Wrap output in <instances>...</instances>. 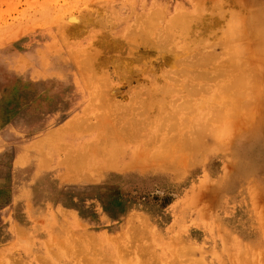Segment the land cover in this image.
<instances>
[{
    "label": "rangeland",
    "instance_id": "374dc122",
    "mask_svg": "<svg viewBox=\"0 0 264 264\" xmlns=\"http://www.w3.org/2000/svg\"><path fill=\"white\" fill-rule=\"evenodd\" d=\"M148 14L183 19L187 31L173 30L178 42L170 49L132 39ZM159 29L152 39L163 37ZM178 44L192 49L193 60L211 56L187 70L191 77L175 83L177 90L149 95L167 71L182 74L172 68ZM71 51L93 54L97 82L84 81ZM101 76L115 87L108 85L110 105L124 109L142 92L144 102L133 99L139 105L130 113L159 118L166 111L167 124L177 123L162 145L154 128H139L120 141L114 166L96 144L98 151L84 147L101 142L87 124L101 121L111 131L130 119L117 107L102 121L98 111L107 104L98 107L91 95ZM71 117L77 125L66 124ZM47 135L48 144L36 141ZM141 141L143 163L130 164ZM68 154L73 163L82 155L93 164L87 176L99 173L87 178L72 169L67 180ZM62 227L98 257L128 241L150 264H264V0H0V246L10 247L11 259H25L23 245L43 244ZM123 227L126 236H99Z\"/></svg>",
    "mask_w": 264,
    "mask_h": 264
},
{
    "label": "bare ground",
    "instance_id": "6f19581e",
    "mask_svg": "<svg viewBox=\"0 0 264 264\" xmlns=\"http://www.w3.org/2000/svg\"><path fill=\"white\" fill-rule=\"evenodd\" d=\"M159 13H160V11H159ZM161 14H163V13H161ZM148 15H149V17L147 16L148 18L146 17V18L142 19V21H143V24H142L143 25V28L139 29V32H137V30L134 29V34L131 36L132 39L135 40L137 36H140V39L141 40H144V41H147V42H150V43H154L156 46L159 47V49L160 48H163V49L164 48H168V49H170L172 47V45H173L172 42H174L175 40L177 41V39H178V38L174 37L175 36V33L173 32V30H178V33H179L180 36L183 35V34H185V31H187V25H186L187 23H185L183 21V19L182 20H179L180 18H176L174 16L173 17L171 16L168 20H166L165 22H162V21H159L157 19V17H150V14H148ZM162 17H164V16L162 15ZM261 24H258L260 26L259 27L258 26L256 27V26H254L255 24L253 23V26L256 28V30L258 29L259 32H260L261 30H263L261 28V26L263 27V24L262 25ZM158 28H160L159 30L163 32V37L160 38L159 36H156V38L152 39L153 38L152 35L157 32ZM255 28H253V29L255 30ZM135 32H137L136 33L137 35L135 34ZM179 40H180V38H179ZM180 41H183V40H180ZM179 46H180L181 50L176 51V52L172 53V55H171V57L174 59V62H175L172 68L175 69L178 72H181L182 74H179V76H176L173 73H171L170 71H167L165 73V75H164V79H165L164 80V84L157 85V84L153 83L152 87H149V89L147 90L148 93H149V95L151 93V90H152V92H153V90H155V91H157V90L158 91H166V92L173 91L175 89L174 87L176 86L175 83H177V82H181L182 81V85H183V82L186 80L185 77L186 76H188V78L191 77V76H189V73H187L188 75L185 74L186 71L189 70V69H193L195 67V65L196 66L202 65L204 59H208L211 56L210 54H205L204 56H201V59L199 58L201 61H198V59L193 60L190 57V55L192 54V49L185 47L183 44H180ZM82 50H83V48H81L80 51H82ZM235 50L236 49H234V51ZM193 51H194V49H193ZM236 51H235V53H236ZM80 53H77V52L73 51L71 53L72 55L70 54V56H72L74 58L73 60L75 62V65L79 68V70L81 69L82 74H83L84 81L85 82H88L89 85H90V83L93 84L94 82H97L95 80H92V76H91V72H90V68H92V66L90 65V62L93 59V54H85V52H84V56H83V53H81V54ZM193 53H196V52H193ZM192 55H194V54H192ZM194 58H195V55H194ZM202 58H204V59H202ZM97 70L100 73V70L99 69H97ZM97 70H93L92 75L95 74L97 76V73H98ZM200 74H203V73H200ZM204 74L210 75V71H207V70L204 69ZM215 74H217V73H215ZM100 78L102 79V80H100L101 82L99 83L100 84V87L98 88V90H94L95 92L91 94V95H93V97H95V99L94 98H91V99H94L95 100V104H97L98 107H100L101 104H105V106L107 104V107L106 108H104L103 106H101V108H100L101 111H98L99 113H101L100 115L103 116L102 121H104V119H105L104 118L105 117L104 115H109V113H110V115H113L114 112H115L113 110L115 108H117V107H119V111L118 112L119 113H122L123 105L122 104L121 105H118L121 102H118L116 99H115V103L118 102V104H115V106L114 105L112 106V105L109 104V100L106 98V93H107V91L108 92L110 91L109 89H111V88L108 89V85L112 86V84H111L112 83L111 78L110 77H106L104 79V76H101ZM180 78H181V80H180ZM188 80H186V81H188ZM150 82H152V81L150 80ZM170 84H175V85L172 87ZM92 87L93 86H91V88ZM96 87H97V85H96ZM113 88H115V87H113ZM112 89H111V92H110L111 94H112ZM170 89H172V90H170ZM212 89L214 90V88H212ZM138 90H139L138 92L141 91V89H138ZM175 90H177V89H175ZM226 90H227V88H226ZM179 91H180V89H179ZM217 91H216V93H218ZM113 93H114V90H113ZM141 93H140V95H141ZM214 94H215V92H214ZM140 95H138L137 93H135L134 97H132V98L135 101L136 100L142 101L144 98H142V96H140ZM138 96H139V98L141 97V99H139ZM219 97H220V95H219ZM133 99H132L131 102H128L126 104L123 103L124 104V109L123 110L126 111V112H128V114L130 115V117H129L130 119L125 124L117 125L116 127H112L111 128V131L105 129L102 126L101 121H99V123L98 122L92 123V124L89 123L86 126V127L90 126V127H94V128L96 127V131L99 132V135L101 137V142L100 141L97 142L96 141L97 138H95V140L94 141L92 140V142H91V143H94L93 146H90L89 145L90 142H89L87 144L88 146H84V147L85 148H87V147L88 148H92V150H97V149H95V146L97 145L96 148L103 149V152L105 150L106 152H104L103 154L106 157V164H108L110 166H114V163L118 159V153L122 149L119 146L120 141L123 138H127L129 136L134 137L138 132H140L139 131V128L142 129V130H144L145 128H148V129L154 128L153 131L156 130V132H159L160 133L158 143H160L162 145L165 142V140L167 139L166 135L164 134V132L167 130V128L170 127V131L173 132V130H175V127L172 126V125L175 124L176 126H178L177 123H174L172 125L169 124V123L167 124L166 121L169 120L170 118L167 117L168 116L167 115L168 113L166 111L163 112V115L162 116L161 115H158L159 118H156V117L154 118L153 116L151 118L150 117V114H148L147 112L144 113V111H141V112H139L137 114L135 112L133 113V111H134L133 110L132 113H130L131 110H132V107L134 106V104H136V102L133 101ZM94 100L91 101V102H94ZM143 102H144V100L142 102H139V104H141ZM158 103L160 104V102H158ZM139 104H136V105L138 106ZM198 105L202 106V104H198ZM173 107H174V105H173ZM140 108H141V106H140ZM218 109H220V108H218ZM173 117L175 119H177L178 118V114L175 113ZM116 118H122V120L120 122L123 121V115L122 114L120 116L118 115V117H116ZM80 120L81 119H79V121ZM178 120H181V118L177 119V121ZM77 123L73 122V118L72 117L69 120L66 121V124L68 126H75V125H77ZM79 126H83V123H80ZM174 132H176V131H174ZM48 136L51 138L50 135H47V137H45V138H48ZM142 139L143 140H146L147 143H150L151 142V141L147 140L144 135H143V138ZM41 140L42 141H45L47 143V141L49 140V138L47 140L46 139H40V140L37 139L36 141L38 142V141H41ZM195 140H197V139L195 138ZM36 141H34V144H35ZM31 143H32V141H31ZM25 145H27V144H25ZM83 145L84 144H81L79 147H83ZM138 145H137L138 147H142L143 149L141 151H134V150H132V156H131L132 157L131 158L132 160L129 161L130 164L140 165V164H138V162H142V161H140L141 160L140 157H142V156L141 155H138V154H140V152L141 153L142 152L147 153V152H145L147 150V147L145 146L144 142H142V141L141 142H138ZM19 148H22V150H20ZM19 148L17 149V154L18 155L23 152L24 144L20 145ZM90 151H91V149H90ZM70 152H71V150H70ZM106 153H107V155H106ZM84 154L85 153H83V155ZM90 154L92 156L93 154L96 155V154H99V153H96V154L95 153H93V154L90 153ZM70 156L72 157V155H69L68 154L67 157H66V159L64 160L65 162H68L70 164V166H67L65 172L62 173L63 175H66V176L68 175L67 176L68 177L67 180H70V178H71L70 176H74V175H72V174H74V170H72V169H80V170H82L81 173L83 174V172H84L83 170L88 171V170H86V168L88 169L89 168L88 166L93 165V164H89L88 165L87 164L88 161H85L86 158H84L82 155L78 159V161H74L76 163H73L71 161V158L69 160V157ZM101 157H102V155H101ZM105 157H104V160H105ZM160 158H162V157H160ZM182 158H185V157H182ZM172 159L174 160V158H172ZM178 160H180V159H178ZM172 163H175V161L172 162ZM125 165L126 164H124L123 166H125ZM67 169L68 170H71L73 173L68 172ZM90 169L92 171L93 168L90 167ZM98 170L101 172L100 169H98ZM91 171H89V172H91ZM92 172L89 173L90 174L89 175L90 177L91 176L94 177L95 174H98L99 173V172L98 173H96V172L95 173H92ZM84 174H86V176H87V173L84 172ZM89 176H87V178ZM59 226H62V224H60ZM128 231H129L128 228L123 227V229L121 230V232H119L117 234H112V233H108V232L102 231V232L99 233V236L100 237H105L107 239L108 238L111 239L112 237L115 238L119 234L126 236V234H127L126 232H128ZM30 233H31V235H34L33 234L34 232L30 231ZM40 233H41V231H40ZM130 237H131V234H130ZM161 242H162V240H161ZM124 243L125 244L116 245V246L110 245V248H109L110 252L107 253V254H105L104 256H100V254H99V257H98V252L96 253L97 249H94V248L92 249V247L89 244H85V243L84 244L83 243L81 244V242H79L78 238L77 237H74L72 235V232L71 231H67V229L66 228H63V227H62V231L59 230V229H57V228H55L53 230V232L52 231H49L47 233L46 238H45V241L43 242V244L42 243H39V244H37V246H32L31 245L29 247L23 245V247H21L22 252H24L25 255L27 256V257H25L26 260L25 259H18V258H12L11 259L10 256L5 252V250H7V248H10V247L8 245H2V246H0V264H52V259L53 260H56L59 257H60L59 258V261L58 262H54L53 264H84L83 263V260H86V263L87 264H116L118 261L120 262L118 264H150L148 261L143 260L142 257L139 255V253L142 252L141 249H138L137 250L135 247H133V249L130 250L132 252L131 253L129 251V247H130L129 244L131 242L128 243V241H125ZM50 245H52V247H50ZM134 245H136V244L134 243ZM34 250H37V251L42 252L43 255H40L37 252L35 254H33L34 253ZM55 252H56V257H52L50 254H52V253L54 254ZM96 254H97V257H96ZM112 256H116L117 257V261H109L108 259H111ZM45 258H48V261ZM189 260H190V258H189ZM257 260H261V258H260L259 255H258V259ZM180 262L181 261H178L177 263H172V262H162L161 261V262H159V264H178ZM191 262H192V260H190V263ZM190 263H186V264H190Z\"/></svg>",
    "mask_w": 264,
    "mask_h": 264
},
{
    "label": "crops",
    "instance_id": "0c3cea01",
    "mask_svg": "<svg viewBox=\"0 0 264 264\" xmlns=\"http://www.w3.org/2000/svg\"><path fill=\"white\" fill-rule=\"evenodd\" d=\"M16 153H17V151H16Z\"/></svg>",
    "mask_w": 264,
    "mask_h": 264
}]
</instances>
